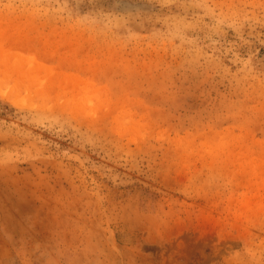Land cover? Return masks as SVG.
Instances as JSON below:
<instances>
[{"label":"rangeland","instance_id":"1","mask_svg":"<svg viewBox=\"0 0 264 264\" xmlns=\"http://www.w3.org/2000/svg\"><path fill=\"white\" fill-rule=\"evenodd\" d=\"M0 264H264V0H0Z\"/></svg>","mask_w":264,"mask_h":264}]
</instances>
